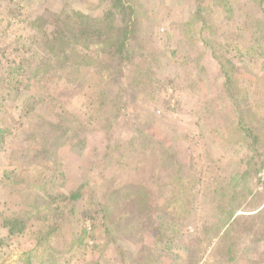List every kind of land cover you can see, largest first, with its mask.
<instances>
[{"label":"rangeland","instance_id":"rangeland-1","mask_svg":"<svg viewBox=\"0 0 264 264\" xmlns=\"http://www.w3.org/2000/svg\"><path fill=\"white\" fill-rule=\"evenodd\" d=\"M0 128V264H264V0H0Z\"/></svg>","mask_w":264,"mask_h":264},{"label":"trees","instance_id":"trees-1","mask_svg":"<svg viewBox=\"0 0 264 264\" xmlns=\"http://www.w3.org/2000/svg\"><path fill=\"white\" fill-rule=\"evenodd\" d=\"M119 3L123 4V0H117ZM125 5V4H124ZM75 18V23L72 25L71 24V20ZM89 19V15L86 14L85 12L82 11H78V10H73V15H65L63 18H58V25H59V29L60 30V37L58 38V42H62L63 38L65 37L68 39V34H69V27H74V33L75 34H85L86 33V28L90 27V25L88 24H84L87 23L86 20ZM127 30H124V32L122 33V37L119 39H116L117 41L115 42V47L122 52L124 48H126V45L128 44L129 41V31H128V26H126ZM124 36V37H123ZM60 50V49H59ZM61 51V50H60ZM66 57H64L65 59ZM9 70L14 71L15 69L13 68H9ZM9 80L12 79V75L9 74ZM4 135V131L0 128V141H2L3 138H1ZM73 198H77V195L73 196ZM16 220L15 222L9 221V223H7L8 226V234L9 237L16 235V233H21L25 228V225H22L21 227L18 225H16ZM86 231V230H85ZM87 232V231H86ZM109 232V230H108ZM110 233V232H109ZM168 244V243H167ZM166 244V245H167ZM168 250L169 253H172V251L174 250V254L178 255L180 252L179 247L175 248L173 245L168 244ZM170 255V254H169Z\"/></svg>","mask_w":264,"mask_h":264}]
</instances>
